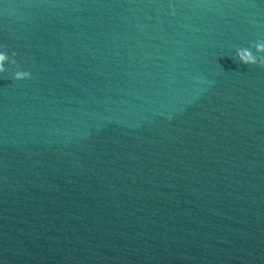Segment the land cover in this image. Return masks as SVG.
<instances>
[{
  "label": "water",
  "instance_id": "1",
  "mask_svg": "<svg viewBox=\"0 0 264 264\" xmlns=\"http://www.w3.org/2000/svg\"><path fill=\"white\" fill-rule=\"evenodd\" d=\"M264 0H0V264H264Z\"/></svg>",
  "mask_w": 264,
  "mask_h": 264
},
{
  "label": "clouds",
  "instance_id": "2",
  "mask_svg": "<svg viewBox=\"0 0 264 264\" xmlns=\"http://www.w3.org/2000/svg\"><path fill=\"white\" fill-rule=\"evenodd\" d=\"M261 50H264V47H262ZM4 63H5V58L2 55H0V72L4 70Z\"/></svg>",
  "mask_w": 264,
  "mask_h": 264
}]
</instances>
